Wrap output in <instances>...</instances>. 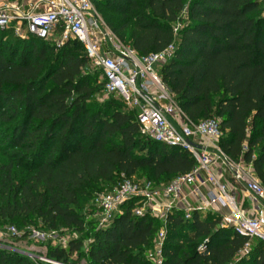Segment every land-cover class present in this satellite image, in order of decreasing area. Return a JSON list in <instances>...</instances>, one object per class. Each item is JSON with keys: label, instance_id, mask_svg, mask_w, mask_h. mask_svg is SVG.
I'll list each match as a JSON object with an SVG mask.
<instances>
[{"label": "trees", "instance_id": "obj_1", "mask_svg": "<svg viewBox=\"0 0 264 264\" xmlns=\"http://www.w3.org/2000/svg\"><path fill=\"white\" fill-rule=\"evenodd\" d=\"M109 28L140 56L175 45L160 69L172 98L194 122L217 119L219 146L252 161L264 180V3L262 0H96ZM177 25H181L175 33ZM82 43L61 49L0 31V223L40 220L79 234L46 257L58 264H150L160 219L135 214V200L107 227L83 212L95 190L109 192L143 172L157 187L188 174L195 158L141 133L137 112L113 97ZM244 146L248 151L244 152ZM105 192V193H106ZM218 214L170 212L164 264H232L247 239L221 228ZM15 225V224H14ZM90 241V242H89ZM87 242H89L87 244ZM87 244V245H86ZM206 245L205 252L200 247ZM237 264H264V242ZM0 264H46L0 248Z\"/></svg>", "mask_w": 264, "mask_h": 264}, {"label": "built area", "instance_id": "obj_2", "mask_svg": "<svg viewBox=\"0 0 264 264\" xmlns=\"http://www.w3.org/2000/svg\"><path fill=\"white\" fill-rule=\"evenodd\" d=\"M180 28L177 25L175 33ZM0 30H12L24 40L36 37L57 49L70 41L82 43L92 67L105 80V94L137 112L141 133L180 147L195 158V167L167 186L124 177L100 195L96 203L102 228L122 213L124 204L135 200L137 216L149 214L163 224L146 254L150 264H164L166 223L173 211H183L187 220L197 212L218 214L221 228L233 229L247 239L239 258L250 254L255 240L264 242V180L254 167L257 156L250 162L234 160L219 146V120L194 123L177 105L160 77V69L174 55V44L160 53L140 56L104 24L95 0L0 1ZM9 232L17 233L13 227ZM3 235L0 231V237ZM206 250V245L200 247L201 252Z\"/></svg>", "mask_w": 264, "mask_h": 264}, {"label": "rangeland", "instance_id": "obj_3", "mask_svg": "<svg viewBox=\"0 0 264 264\" xmlns=\"http://www.w3.org/2000/svg\"><path fill=\"white\" fill-rule=\"evenodd\" d=\"M0 1H5V0H0ZM12 1H17V0H12ZM18 1H24V0H18ZM97 10L104 24L108 28L110 21H113L115 23V18L112 14L107 13L98 8ZM110 98H112V96L102 94L96 97V101L99 103H104ZM124 111H129V109L125 105H124ZM2 161L3 159L0 160V163ZM147 178L150 177L143 172H139L133 179L136 181H143V180H147ZM107 187H108L107 184H102V189L99 190L97 189L93 191L91 199L88 202V205L86 206L83 212L84 216L88 221H94L95 223H97L96 229L102 228L101 227L102 222L98 215L99 209L96 203V199L107 191ZM14 224L12 225L10 223L7 224L2 222L0 223V231L4 233L3 237H0V248L9 251H17L23 254H27L31 258H32L31 255H38L43 259L44 258L47 259L45 261V260L32 258L40 263H46V264L56 263L46 257V254L48 253L49 249L51 247H57V246L66 247L69 239L79 237V234L77 232H74L63 225L60 226L59 230H55V231L49 230L48 228L44 227L43 223L38 219L35 224L24 225L20 221ZM12 227L16 229L17 233L15 236L9 232V229ZM89 242H87V244ZM260 242L262 241L255 240L254 245L259 244ZM238 260L239 258L236 261H234L232 264H237L239 262ZM80 264H90V263L89 261H87V258L84 257L83 260H81Z\"/></svg>", "mask_w": 264, "mask_h": 264}]
</instances>
